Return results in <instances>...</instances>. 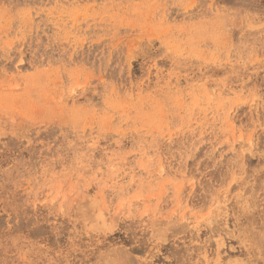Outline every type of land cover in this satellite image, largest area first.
I'll use <instances>...</instances> for the list:
<instances>
[{"label":"rangeland","instance_id":"374dc122","mask_svg":"<svg viewBox=\"0 0 264 264\" xmlns=\"http://www.w3.org/2000/svg\"><path fill=\"white\" fill-rule=\"evenodd\" d=\"M0 264H264V0H0Z\"/></svg>","mask_w":264,"mask_h":264}]
</instances>
